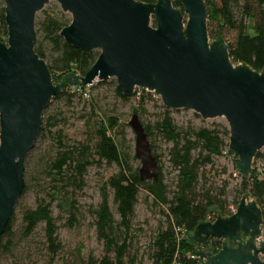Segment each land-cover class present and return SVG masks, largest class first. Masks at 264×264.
I'll list each match as a JSON object with an SVG mask.
<instances>
[{
  "label": "water",
  "instance_id": "1",
  "mask_svg": "<svg viewBox=\"0 0 264 264\" xmlns=\"http://www.w3.org/2000/svg\"><path fill=\"white\" fill-rule=\"evenodd\" d=\"M51 0H0L7 42H0V239L25 187V162L34 149L51 101L64 86L87 88L115 78L131 97L138 89L154 93L169 110H188L203 120L224 118L228 151L242 179L264 149V71L235 65L224 40H211L204 0H54L71 23L60 37L82 54L99 52L84 75L55 84L36 53V18ZM185 16L187 21L185 22ZM136 135L135 156L142 182L158 181L159 163L139 116L129 123ZM264 216L244 194L231 216H218L193 231L191 242L222 241L217 254L200 248V264H264Z\"/></svg>",
  "mask_w": 264,
  "mask_h": 264
},
{
  "label": "trees",
  "instance_id": "2",
  "mask_svg": "<svg viewBox=\"0 0 264 264\" xmlns=\"http://www.w3.org/2000/svg\"><path fill=\"white\" fill-rule=\"evenodd\" d=\"M136 1L151 4L157 0ZM204 2L210 11L207 21L210 39H221L226 42L230 58L235 65L245 64L253 70L264 71V0H204ZM173 4L176 9L183 11L179 0H174ZM70 23L71 21L61 13L44 12L41 18H36L35 51L47 63L55 84L58 79H61L62 83L67 75L84 76L99 56L98 52L82 54L65 44L60 33ZM0 36L7 37L5 8L2 2ZM117 93L123 99H127L118 89ZM60 96L61 92L57 97ZM50 121L51 118L43 119L39 136L44 134ZM117 127L116 117L106 118L96 130L95 143L82 144L80 148L60 152L51 166V177L59 186L60 195H66L68 188L82 189L87 169L94 163L116 164L120 167L119 173L112 176L108 182V186L113 190V201L120 221L116 220L110 208L109 195L104 192L102 202L93 214L98 239L105 244V255L101 259L90 255L82 264H135L134 260L128 263L125 258L133 243L132 220L142 190L147 192L156 204L166 207L164 216L167 226L159 231L150 248L149 259L152 264H200L191 257H197L200 249L197 252L196 249L202 246L194 245L188 238L178 240L176 229L182 228L191 234L203 222H213L218 216L228 217L233 214L226 199L229 195L228 182H225L221 189H210L201 185L202 169L213 165V158L221 156L223 151L228 150V128L221 126L220 129L214 130L183 132L174 125L168 114L164 116L162 122L156 125V130L173 143L170 159L178 171L175 190L170 192L161 174L156 182L140 180L139 170L132 168L125 158L126 154H123L113 137L108 134ZM144 127L150 136L151 127ZM61 138L59 135V139ZM59 143L61 144V141ZM228 154L231 153L228 151ZM155 157L159 161V158ZM256 160L263 162L261 172L253 169L248 178L242 179L237 193L248 194L256 201L264 216V154L259 152ZM224 173L227 171L224 170ZM235 173L238 175L236 168ZM56 201L57 198L53 197L49 204L42 202L35 209L24 213L26 235L33 233L38 224L44 223L46 239L54 255L60 247L56 221L51 211ZM238 204L239 201L235 202L236 207ZM58 208L70 215V222L76 221L78 210L75 202L68 196L60 200ZM11 228L12 220L0 239V246L3 239L10 234ZM221 244V241L212 240L203 248L211 246L213 253L217 254Z\"/></svg>",
  "mask_w": 264,
  "mask_h": 264
},
{
  "label": "rangeland",
  "instance_id": "3",
  "mask_svg": "<svg viewBox=\"0 0 264 264\" xmlns=\"http://www.w3.org/2000/svg\"><path fill=\"white\" fill-rule=\"evenodd\" d=\"M44 12L61 13L71 21V15L63 13L54 0H51L37 17L41 18ZM0 42L6 43L7 37L0 36ZM60 83L61 79H58L57 84ZM117 89L116 79L110 78L103 82L96 81L87 88L66 86L62 88L60 97L52 99L43 116L45 120L51 118L50 125H46V131L38 137L25 162L26 191L15 207L11 232L0 246V264H82L90 255L98 259L105 255V244L98 239L93 211L101 204L104 192H107L110 208L116 220L120 221L113 201V190L108 186L110 178L119 173L120 167L116 164L94 163L87 169L82 189L68 188L67 192L63 191L67 193L66 195H60L58 193L60 188L51 177V166L60 152L80 148L82 144L95 143L96 130L106 118L118 119L117 129L108 134L113 137L123 154H126L127 162L135 170H140L141 162L135 156L136 135L129 123L132 116L137 114L143 126L151 127L149 142L153 154L159 158L160 174L170 192L175 190L178 171L170 159L173 143L156 130V125L162 122L164 116L168 114L174 125L183 132L214 130L220 129L221 126L227 128L224 118L203 120L193 111L169 110L154 93L137 89L131 97L125 96L127 98L125 100L118 95ZM260 152L264 154V149ZM262 168L263 162L254 160L253 169L260 173ZM202 170L201 185L206 188L221 189L225 182L229 183L227 188L229 195L226 199L230 204V211L235 213L238 207L235 202H240L243 193H237L242 178L235 173L234 156L225 150L221 156L213 158V165ZM224 170L227 173H224ZM65 196L75 202L78 210L76 221L70 222V215L58 208L60 200ZM53 197H56L57 201L52 205L51 211L56 221L60 246L55 255L51 252L46 239L45 224H38L33 233L26 235L24 222V213L27 210L35 209L42 202L49 204ZM165 211L166 207L156 204L147 192L140 191L135 217L132 220L133 243L125 258L126 262L134 260L135 264H152L149 259L150 248L159 231L167 226ZM176 233L178 240L186 238L191 240L193 235L182 228L176 229ZM199 249L200 247L196 252ZM203 249L213 252L211 246Z\"/></svg>",
  "mask_w": 264,
  "mask_h": 264
},
{
  "label": "built area",
  "instance_id": "4",
  "mask_svg": "<svg viewBox=\"0 0 264 264\" xmlns=\"http://www.w3.org/2000/svg\"><path fill=\"white\" fill-rule=\"evenodd\" d=\"M194 260H197L198 263H200V259L198 257H191Z\"/></svg>",
  "mask_w": 264,
  "mask_h": 264
},
{
  "label": "bare ground",
  "instance_id": "5",
  "mask_svg": "<svg viewBox=\"0 0 264 264\" xmlns=\"http://www.w3.org/2000/svg\"><path fill=\"white\" fill-rule=\"evenodd\" d=\"M215 220H216V219H215ZM213 222H214V221H213ZM199 251H200V250H199ZM199 251H198V252H199ZM197 255H198V253H197ZM197 257L199 258V256H197ZM199 259H200V258H199ZM200 263H201V260H200Z\"/></svg>",
  "mask_w": 264,
  "mask_h": 264
}]
</instances>
